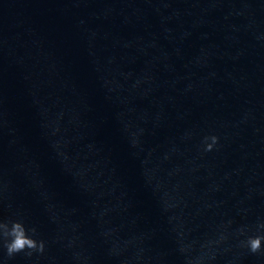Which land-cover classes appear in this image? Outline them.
I'll return each mask as SVG.
<instances>
[{"label": "clouds", "instance_id": "1", "mask_svg": "<svg viewBox=\"0 0 264 264\" xmlns=\"http://www.w3.org/2000/svg\"><path fill=\"white\" fill-rule=\"evenodd\" d=\"M209 139L211 143L206 144L205 151H211L218 141L216 136L206 137V140ZM258 228L264 229V223H260ZM29 233H31V235ZM35 235V227L30 229L26 228L21 221H0V246L6 250L8 258H12L14 255L21 252H24L28 257H31L34 251L43 253L45 243L43 240L35 239ZM262 241H264V236L262 235L249 237L246 241V245L250 252L258 253L261 251Z\"/></svg>", "mask_w": 264, "mask_h": 264}]
</instances>
